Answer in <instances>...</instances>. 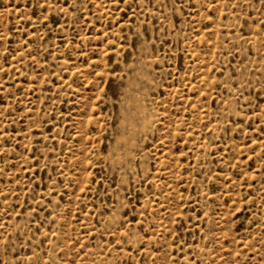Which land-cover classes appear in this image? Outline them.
I'll return each instance as SVG.
<instances>
[{
    "label": "rangeland",
    "instance_id": "374dc122",
    "mask_svg": "<svg viewBox=\"0 0 264 264\" xmlns=\"http://www.w3.org/2000/svg\"><path fill=\"white\" fill-rule=\"evenodd\" d=\"M0 264H264V0H0Z\"/></svg>",
    "mask_w": 264,
    "mask_h": 264
}]
</instances>
